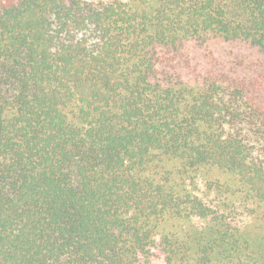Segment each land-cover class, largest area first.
<instances>
[{"label": "trees", "instance_id": "1", "mask_svg": "<svg viewBox=\"0 0 264 264\" xmlns=\"http://www.w3.org/2000/svg\"><path fill=\"white\" fill-rule=\"evenodd\" d=\"M0 264H264V0H0Z\"/></svg>", "mask_w": 264, "mask_h": 264}]
</instances>
